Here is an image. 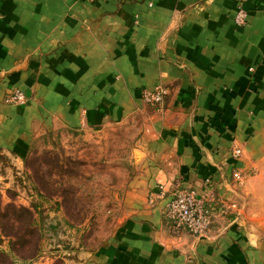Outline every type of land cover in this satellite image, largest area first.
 <instances>
[{
    "label": "crops",
    "instance_id": "obj_1",
    "mask_svg": "<svg viewBox=\"0 0 264 264\" xmlns=\"http://www.w3.org/2000/svg\"><path fill=\"white\" fill-rule=\"evenodd\" d=\"M157 84L160 109L142 99ZM15 89L25 103L5 100ZM125 122L135 171L111 237L80 264H264V0H0L1 152ZM205 179L210 229L173 228L172 189ZM217 200L234 207L217 216Z\"/></svg>",
    "mask_w": 264,
    "mask_h": 264
},
{
    "label": "rangeland",
    "instance_id": "obj_2",
    "mask_svg": "<svg viewBox=\"0 0 264 264\" xmlns=\"http://www.w3.org/2000/svg\"><path fill=\"white\" fill-rule=\"evenodd\" d=\"M137 137L134 122L57 128L36 136L25 160L0 152V207L24 205L34 214L28 234L24 217L12 210L0 216V264H80L101 247L117 224L120 190L135 171Z\"/></svg>",
    "mask_w": 264,
    "mask_h": 264
},
{
    "label": "built area",
    "instance_id": "obj_3",
    "mask_svg": "<svg viewBox=\"0 0 264 264\" xmlns=\"http://www.w3.org/2000/svg\"><path fill=\"white\" fill-rule=\"evenodd\" d=\"M85 1L94 2L95 0ZM234 22L240 26H243L246 22V12L240 5L237 6ZM166 93V87L157 84L153 89H143L142 99L155 109H160ZM5 100L9 103L23 104L27 101V98L21 90L15 89L7 95ZM239 153V148L233 149L234 155H238ZM234 177L238 181H242L243 179L242 175L238 172L234 173ZM203 187L204 189L199 193L191 186H174L163 212L165 219L173 228L186 231L194 236H203L210 229L213 218L209 203L216 199L213 195V187L210 179H205ZM160 188L162 190V187ZM157 194L152 195L150 201ZM217 202L220 204V209L216 214L217 216H224L229 209L234 207V205L226 204L220 200H217Z\"/></svg>",
    "mask_w": 264,
    "mask_h": 264
},
{
    "label": "trees",
    "instance_id": "obj_4",
    "mask_svg": "<svg viewBox=\"0 0 264 264\" xmlns=\"http://www.w3.org/2000/svg\"><path fill=\"white\" fill-rule=\"evenodd\" d=\"M0 152H1V150H0ZM25 159H26V154L22 157V160H25ZM4 208H5V210L4 209L2 210V208L0 207V216L1 217L7 218L8 217L7 211L12 210V212L17 213V215L19 214V216L24 217L25 223H26L24 233L28 234V233L33 232L32 231V225L34 223V216H33L34 214H33V211L30 207H27L24 205L14 206V204H6L4 206ZM18 239H20V237Z\"/></svg>",
    "mask_w": 264,
    "mask_h": 264
}]
</instances>
